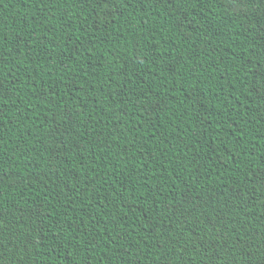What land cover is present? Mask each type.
Instances as JSON below:
<instances>
[{"label": "trees", "instance_id": "16d2710c", "mask_svg": "<svg viewBox=\"0 0 264 264\" xmlns=\"http://www.w3.org/2000/svg\"><path fill=\"white\" fill-rule=\"evenodd\" d=\"M264 0H0V264H264Z\"/></svg>", "mask_w": 264, "mask_h": 264}, {"label": "snow or ice", "instance_id": "6c2138e0", "mask_svg": "<svg viewBox=\"0 0 264 264\" xmlns=\"http://www.w3.org/2000/svg\"><path fill=\"white\" fill-rule=\"evenodd\" d=\"M262 90H264V88H262Z\"/></svg>", "mask_w": 264, "mask_h": 264}]
</instances>
